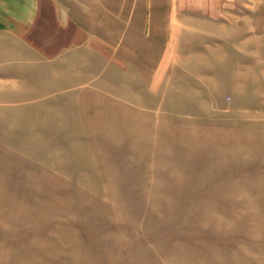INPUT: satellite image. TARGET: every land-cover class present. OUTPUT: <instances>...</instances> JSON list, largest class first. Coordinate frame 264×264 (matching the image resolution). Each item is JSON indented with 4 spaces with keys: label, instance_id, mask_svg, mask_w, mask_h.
Wrapping results in <instances>:
<instances>
[{
    "label": "rangeland",
    "instance_id": "obj_1",
    "mask_svg": "<svg viewBox=\"0 0 264 264\" xmlns=\"http://www.w3.org/2000/svg\"><path fill=\"white\" fill-rule=\"evenodd\" d=\"M176 1L234 3L214 24L255 54L179 34L158 67L0 89V264H264V0Z\"/></svg>",
    "mask_w": 264,
    "mask_h": 264
},
{
    "label": "crops",
    "instance_id": "obj_2",
    "mask_svg": "<svg viewBox=\"0 0 264 264\" xmlns=\"http://www.w3.org/2000/svg\"><path fill=\"white\" fill-rule=\"evenodd\" d=\"M232 5L202 1L200 12L180 13L190 19L184 28L176 0H0V89H15L19 82L36 89L95 85L116 57L121 72L142 65L145 56L158 67L179 34L202 41L205 57L211 48L251 56L255 46L214 24Z\"/></svg>",
    "mask_w": 264,
    "mask_h": 264
}]
</instances>
